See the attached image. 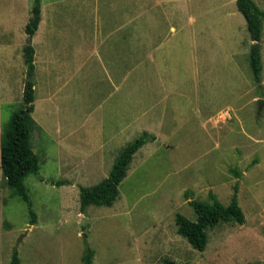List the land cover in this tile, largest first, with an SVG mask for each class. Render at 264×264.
Returning a JSON list of instances; mask_svg holds the SVG:
<instances>
[{
  "label": "rangeland",
  "instance_id": "1",
  "mask_svg": "<svg viewBox=\"0 0 264 264\" xmlns=\"http://www.w3.org/2000/svg\"><path fill=\"white\" fill-rule=\"evenodd\" d=\"M34 1L0 0V264H12L15 250L20 264H85L88 247L92 264H264V105L258 100L264 90L236 1L142 0L139 13L132 10L135 0H127L125 84L120 41L103 58L98 51L108 42L93 41L102 18L117 29L112 38H120L125 0H41L46 65L42 75L37 33L31 126L40 170L25 179L36 212L31 224L28 203L7 185L1 145L12 114L24 105L25 27ZM138 15L143 28L136 27ZM142 33L145 40L155 36L154 63L137 52ZM262 63L264 74V55ZM112 119L134 125L97 163L91 152L100 153L95 148L111 134ZM147 126L157 138L134 155L118 199L83 212L80 187L107 177ZM237 183L246 222L220 221L207 229L206 249L194 248L179 233L177 214L197 220L190 201H211V192L229 204Z\"/></svg>",
  "mask_w": 264,
  "mask_h": 264
},
{
  "label": "trees",
  "instance_id": "2",
  "mask_svg": "<svg viewBox=\"0 0 264 264\" xmlns=\"http://www.w3.org/2000/svg\"><path fill=\"white\" fill-rule=\"evenodd\" d=\"M239 11L243 14L253 44L250 51L251 66L255 80H262V56L261 41L264 25V10L254 0H236ZM41 0H35L32 14L26 24L27 34L24 47L25 63L27 65L26 82L23 92L24 105L17 109L4 131L1 145V164L7 185L14 190L16 195L21 196L29 206L31 224L36 221V212L33 210L32 201L28 194L25 179L31 175H38L40 161L31 143V126L33 124L32 113L35 110V48L33 37L39 28L41 21ZM156 135L143 131L134 141L128 143L116 157L112 169L107 177L92 186L80 187L81 209L84 212L90 205L110 206L120 195L119 186L126 178L128 169L134 155L150 140H156ZM41 181H44L41 178ZM234 194L229 204H223L214 193H210V199H193L190 204L197 213V220L193 221L185 215L177 214L178 231L192 246L204 251L208 245L207 229L220 221H236L240 224L246 222L245 213L239 203V184L234 188ZM94 252L91 247L87 248L83 257L85 264H92ZM12 264H20L18 251L12 256ZM164 264H176L171 259H165Z\"/></svg>",
  "mask_w": 264,
  "mask_h": 264
},
{
  "label": "crops",
  "instance_id": "3",
  "mask_svg": "<svg viewBox=\"0 0 264 264\" xmlns=\"http://www.w3.org/2000/svg\"><path fill=\"white\" fill-rule=\"evenodd\" d=\"M158 1V0H157ZM160 1V0H159ZM236 1V0H235ZM256 2V4L262 9L264 10V0H254ZM162 4H164L163 1H161V3L158 4V6L160 7ZM135 8H132V10H136L137 12L140 13V11L142 10V0H135ZM41 7H44L42 5V1H41ZM158 7V8H159ZM98 10H100V7H97ZM43 10V9H42ZM120 11L122 13V18H121V24H119V28H120V32H121V36L120 38L118 39V37L116 36L115 40L114 38H112L115 34H116V28H114L112 26V24L108 25L107 22L105 20H103V18L100 20H98L97 22V25L95 26L94 25V28H95V33H94V37H93V41H94V38L96 40V42H100L103 41V44H105L106 42H108V48H105V49H100L98 52H99V55L101 58H103L102 55H107V53H110V50L112 48V45H113V42H115V45L118 43V40L120 41V44H121V53H122V49H123V55L125 57V73H124V81L125 84L128 80V72H127V65H126V57H127V45H128V27H129V21H128V12H129V4L127 3V0H125V4L124 6L120 8ZM139 17V20H137V22H139V24H137L136 27H141L143 28L144 25H143V21H142V15H138ZM155 22V26H161L162 25V21L160 20H155L153 21ZM115 27H117V24L115 25ZM175 26H171V28H174ZM43 19H42V11H41V21H40V24H39V28L37 30V32L35 33L34 37H37V33H39V40H41V43H40V68H41V74L43 75V72H44V68H45V65H46V58H45V53H44V50H43V47H42V32H43ZM41 34V35H40ZM106 35V36H104ZM143 33H142V38L139 39V36L137 35V43H141L142 46H139V52L141 56H143V59L145 58H148L150 61H153L154 63V60H155V55L156 57H158V52L159 50L156 49L158 46L157 44H152L150 42V39H155V36L152 35L151 37L147 36V53H145V49L143 48L144 44H145V38L143 37ZM33 37V39H34ZM252 44H253V40H252ZM251 44V45H252ZM261 56L264 55V25H263V34H262V43H261ZM145 53V54H144ZM144 54V55H143ZM36 56V54H35ZM146 56V57H145ZM36 58V57H35ZM57 58V57H56ZM36 61V59H35ZM146 63V62H145ZM145 63H141L140 64H137V68L138 70H141L144 71L146 69V66H145ZM152 63V65L154 66V64ZM36 64V63H35ZM110 66H108L110 69L108 70V74L109 75H113L112 74V62L110 61ZM53 65L55 68L56 71H58V65H57V61L55 60V63L53 62ZM141 66V67H140ZM153 69V67H152ZM54 71V70H53ZM147 71V70H146ZM263 71V70H262ZM121 84H122V81H121ZM120 84V86H121ZM261 88H263L264 90V74L262 73V80L260 82V85H259ZM118 87V84L117 82L115 81V87L114 89L116 88L117 89ZM259 99H264V92H263V95L262 97H259ZM115 109H119L121 111L122 109V105H120L118 107V105L116 104L115 105ZM122 113V112H121ZM117 116V114H116ZM222 116H224L225 118L227 119H231L232 118V115L230 113H226V114H222ZM111 121H115L116 125L112 128V131H111V134L108 136V137H103L101 138V142L99 144H97V147L95 148L96 152L97 151H100L99 154H95L94 150L91 152H87V154H89L90 152L93 154V157L95 158L96 156H98L99 158L98 159H94L97 163H101L103 164L104 161H105V158L107 157V155L109 156V153L107 152V146H112L111 149H116L119 144V140L121 139V137L123 136V134L127 133V130L129 131L131 129V124H133V122H128V120L126 121L122 119L121 120H111ZM129 126H128V125ZM134 125V124H133ZM143 131H148V132H153L151 130V128L149 126H147L146 129H143ZM73 132V131H72ZM89 141H91V137L89 138ZM118 141V142H117ZM85 145V144H84ZM86 147V146H85ZM81 151L79 149H77V154H81L80 153ZM111 153H112V150H111ZM84 155V152L82 153ZM86 154V153H85ZM92 157V156H91Z\"/></svg>",
  "mask_w": 264,
  "mask_h": 264
},
{
  "label": "water",
  "instance_id": "4",
  "mask_svg": "<svg viewBox=\"0 0 264 264\" xmlns=\"http://www.w3.org/2000/svg\"><path fill=\"white\" fill-rule=\"evenodd\" d=\"M260 103L264 105V99H260Z\"/></svg>",
  "mask_w": 264,
  "mask_h": 264
}]
</instances>
